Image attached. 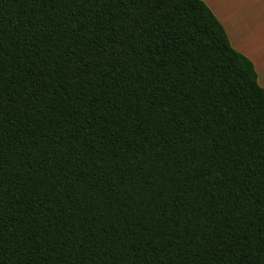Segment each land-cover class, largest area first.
<instances>
[{"label":"trees","instance_id":"trees-1","mask_svg":"<svg viewBox=\"0 0 264 264\" xmlns=\"http://www.w3.org/2000/svg\"><path fill=\"white\" fill-rule=\"evenodd\" d=\"M0 264H264V87L203 0H0Z\"/></svg>","mask_w":264,"mask_h":264},{"label":"crops","instance_id":"crops-1","mask_svg":"<svg viewBox=\"0 0 264 264\" xmlns=\"http://www.w3.org/2000/svg\"><path fill=\"white\" fill-rule=\"evenodd\" d=\"M212 10L215 16L224 26L232 46L246 55L254 63L258 74V82L264 87L255 58L247 54L244 50H264V0H203ZM223 1H231L232 4L223 5ZM231 29V32H230ZM241 34L245 46L237 45L234 37L236 32ZM246 35V39L243 37ZM259 61V58L257 57Z\"/></svg>","mask_w":264,"mask_h":264},{"label":"rangeland","instance_id":"rangeland-1","mask_svg":"<svg viewBox=\"0 0 264 264\" xmlns=\"http://www.w3.org/2000/svg\"><path fill=\"white\" fill-rule=\"evenodd\" d=\"M228 2L230 4H232L231 1H228ZM229 3H227V1H223V5H229ZM230 32H231V29H230ZM239 33H240V31L236 32V35H232V37H234L235 41L237 42V45L245 46L246 42L243 43V40L241 38L242 35ZM245 36L246 35H243V37L246 39ZM244 50H246L245 52L247 54H249L250 56L255 58L257 66H258L257 71L259 72V76L263 82V80H264V50H250V49H245V48H244ZM257 57L259 58V61L257 60Z\"/></svg>","mask_w":264,"mask_h":264}]
</instances>
